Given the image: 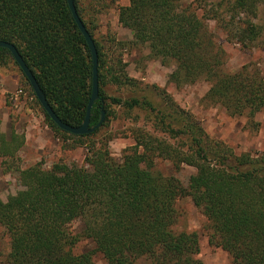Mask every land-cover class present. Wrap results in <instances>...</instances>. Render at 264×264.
Segmentation results:
<instances>
[{"label": "trees", "instance_id": "trees-1", "mask_svg": "<svg viewBox=\"0 0 264 264\" xmlns=\"http://www.w3.org/2000/svg\"><path fill=\"white\" fill-rule=\"evenodd\" d=\"M248 1L250 7L258 2L238 0L234 8ZM73 2L97 52L99 98L91 107L89 127L98 124L101 109L104 120L91 133L74 135L61 130L40 106L47 126L64 140L93 136L106 124L107 105H114L146 112L167 138L138 129L122 162L114 161L101 142L90 147L83 167L59 161L49 169L40 163L19 168L22 189L0 199V227L9 239L2 264H93L96 254L105 264L141 259L145 264H202L197 233L175 229L176 201L183 196L206 218L210 244L234 264H264V151L235 153L155 85L151 92L160 98L159 106L147 96L108 95L104 87L109 84L138 83L126 71L121 42L111 33L95 37L109 0ZM118 22L132 32L131 45L147 47L146 60L173 66L169 82L208 83L204 101L232 117L251 119L264 107V76L257 65L226 70V52L205 17L180 0H129L118 8ZM222 29L228 41L242 47H252L260 37L250 19L239 25L222 19ZM0 40L15 46L58 118L81 125L91 96L92 58L67 1L0 0ZM9 61L18 67L9 50L0 48V65ZM18 138L14 150L23 144ZM158 159L169 161L175 171L187 165L196 172L184 186L172 175L153 171ZM78 219L84 229L73 234L69 224ZM81 239H91L95 248L76 254Z\"/></svg>", "mask_w": 264, "mask_h": 264}, {"label": "rangeland", "instance_id": "rangeland-1", "mask_svg": "<svg viewBox=\"0 0 264 264\" xmlns=\"http://www.w3.org/2000/svg\"><path fill=\"white\" fill-rule=\"evenodd\" d=\"M237 1L180 0V3L183 7L189 6L199 17H205L209 30L226 52V70L234 72L242 65L253 63L264 76V0H258L254 7H250L248 1L245 7L234 8ZM122 2L123 0H109L108 8L98 19L95 37H105L107 33H111L121 42L119 52L127 64L126 71L138 83L125 87L109 84L104 87L106 93L121 98L147 96L154 105L159 106L160 98L151 92V86L155 85L165 90L180 107L191 112L210 137L223 141L235 153L256 154L264 151V107L251 119L245 115L232 117L221 106L209 105L204 101L208 83L198 81L176 86L169 82L172 65H161L157 60H146L144 57L148 54L147 47H135L130 44L132 32L118 22V8ZM222 19L233 21L236 25L250 19L260 29L258 41L252 47H242L235 41H228L222 29ZM1 80L4 85L2 87L0 84V112L4 110L3 114L7 118L5 132L0 137V199L3 201L7 196L22 189L18 181L19 168L40 163L43 168L49 169L59 161L69 165L75 164L78 168L83 167L86 166L84 159L90 147L99 146L101 142L107 143L114 161L122 162L128 148L134 144L133 135L136 130L142 129L154 136L167 138L155 130L146 112L137 109L126 111L118 106L107 105L106 124L95 135L64 140L47 126L41 107L32 95L25 77L11 61L6 66L0 65V83ZM25 135H28L27 142ZM21 136L23 144L14 150V142L18 145V137ZM153 171L172 175L184 186H187L189 177L196 172L195 168L187 165H182L175 171L169 161L162 159L156 160ZM176 207L178 220L175 229L197 233L198 258L202 264H234L225 251L210 244L208 222L189 197L178 198ZM83 229L81 219L69 224V230L73 234H80ZM94 248L91 239H81L75 245L74 252L81 254ZM8 251L9 239L0 227V264ZM93 264L105 262L96 254ZM138 264L145 262L141 259Z\"/></svg>", "mask_w": 264, "mask_h": 264}, {"label": "water", "instance_id": "water-1", "mask_svg": "<svg viewBox=\"0 0 264 264\" xmlns=\"http://www.w3.org/2000/svg\"><path fill=\"white\" fill-rule=\"evenodd\" d=\"M66 1L68 3L69 9H70L71 14L73 16V19L76 22L80 32L82 33V35H83V37H84V39L88 45V48H89L90 53H91V58H92L91 96L88 100L85 118H84L81 125L71 126L69 124L64 123L62 120H60L58 118V116L55 114V112L52 110L51 106L49 105L44 93L42 92L38 82L36 81L34 75L31 72V70L28 68V66L24 62L22 56L19 54V52L17 51V49L15 48L14 45H12L6 41L0 40V48H5V49L9 50L13 60L17 63V65L21 69L23 75L25 76V78L29 82V85L34 92V95H35L37 101L39 102V104L43 108V110L48 114L50 119L61 130L65 131V132H68V133H71L74 135H85V134L91 133L96 128H98L104 120V111H103V109H101V117H100L98 124L92 128L89 127L91 107H92L94 101L99 98L97 52H96V48H95L93 39L91 38L90 34L88 33L84 24L82 23L80 17L78 16V13H77L76 8L74 6L73 0H66Z\"/></svg>", "mask_w": 264, "mask_h": 264}, {"label": "crops", "instance_id": "crops-1", "mask_svg": "<svg viewBox=\"0 0 264 264\" xmlns=\"http://www.w3.org/2000/svg\"><path fill=\"white\" fill-rule=\"evenodd\" d=\"M129 4V0H123V2H122V5L121 6H127ZM1 86L3 87V80H1ZM2 111V113L0 112V133H3V132H5V124H6V116L3 114V112H4V110H1ZM10 137V136H9ZM9 140H10V138H9ZM25 140H26V142H27V140H28V135L26 136L25 135ZM0 164H1V159H0Z\"/></svg>", "mask_w": 264, "mask_h": 264}]
</instances>
